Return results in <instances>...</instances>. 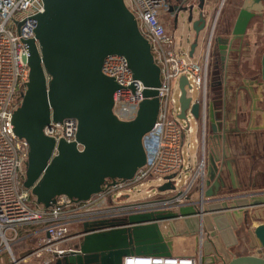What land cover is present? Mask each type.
Segmentation results:
<instances>
[{
  "label": "water",
  "instance_id": "water-1",
  "mask_svg": "<svg viewBox=\"0 0 264 264\" xmlns=\"http://www.w3.org/2000/svg\"><path fill=\"white\" fill-rule=\"evenodd\" d=\"M177 1L170 13L175 27L180 14H185L193 27V56L199 34L207 24L206 3ZM43 4L44 11L35 16V39L26 41L29 81L14 113L13 125L15 133L29 143L24 186L38 203L50 206L61 195L74 201L88 200L103 190L108 179H131L145 164L143 137L154 126L160 110L157 88L161 85V71L125 0H43ZM256 17L260 18L264 37V0H246L232 28L233 38L244 37ZM229 42L222 36L212 40V55L214 46L221 54L212 59V64L220 72ZM112 54L124 56L134 78L145 85V98L133 120H120L112 110L119 85L102 70L105 58ZM261 64L264 103V52ZM187 83L182 76L179 117L186 118L191 108L199 119L202 103L187 96ZM206 102L213 140L208 143L204 196L197 203L181 205L177 211L156 210L118 220L85 222L80 242L56 264H122L123 258L131 254L170 256L169 250L157 246L165 234L161 224L167 222V227L175 230L180 220L190 233H205L206 254L201 256V264H264V191L236 195L238 188L230 161L226 163L231 188L222 179L220 120L215 115V105ZM66 118L78 121L74 141L56 140L44 133L51 121ZM169 188L170 183L159 187ZM224 192L229 195L222 196ZM253 220L259 221L255 227H251ZM240 226H244L249 248L254 252L236 255L231 251L240 243L236 233ZM196 239L199 241V237ZM207 246L213 247L214 254L207 252Z\"/></svg>",
  "mask_w": 264,
  "mask_h": 264
},
{
  "label": "built area",
  "instance_id": "built-area-1",
  "mask_svg": "<svg viewBox=\"0 0 264 264\" xmlns=\"http://www.w3.org/2000/svg\"><path fill=\"white\" fill-rule=\"evenodd\" d=\"M125 2L149 42L154 61L161 71V85L157 88L160 110L154 126L143 137L146 162L131 179L114 182L108 179L103 190L88 200L74 201L61 195L55 203L45 206L38 203L31 190L24 186L29 143L15 133L13 125L14 113L22 103L29 81L26 41L35 39V16L44 11V4L43 0H0V260L4 257L20 264L21 259L15 258L20 247L21 253L30 251L27 258L34 256L44 264H56L59 257L74 250L80 242L85 222L118 220L133 213L156 210L177 211L181 205L204 196L207 178L204 143L196 167L185 165L184 141L186 132L193 131L188 117L193 114L189 108L186 118H180L177 98L181 95L179 80L185 76L187 96L197 90L196 100L202 103L199 120L204 130L213 68L212 40L224 0L217 8L206 10L207 24L197 57L195 52L190 56L189 47L183 49L184 38L179 40L162 18L177 0ZM192 36L189 32L187 41L190 45ZM102 70L114 77L119 85L113 95L114 115L120 120H133L145 98V85L134 78L122 55H108ZM183 120L187 122L186 126L181 123ZM77 129V119L66 118L60 122L51 121L44 133L56 140L71 142L76 138ZM191 146L188 143V148ZM78 147L82 148L81 145ZM151 181L159 182L155 193L142 200H129L136 188ZM165 183H170L172 188L160 190ZM192 193H197L196 198ZM203 236L201 233L198 237L203 240ZM74 240L77 243L67 247ZM122 264H201V258L187 253L170 256L131 254L123 258Z\"/></svg>",
  "mask_w": 264,
  "mask_h": 264
},
{
  "label": "crops",
  "instance_id": "crops-1",
  "mask_svg": "<svg viewBox=\"0 0 264 264\" xmlns=\"http://www.w3.org/2000/svg\"><path fill=\"white\" fill-rule=\"evenodd\" d=\"M194 2L198 3L197 0H194ZM220 2L221 0H205L206 9L208 10L210 7L217 8L220 5ZM239 2V0H224L221 6L220 13L223 10V15L220 18L219 14V26L217 25L215 36H222L227 40H230V42L228 43L227 51H225V62L223 63L221 60L223 64L222 71L220 72L219 69L213 65L207 101L213 103L216 107H228V114L232 113L230 115L235 119L233 125V123H230L231 117L230 119H227L225 116L222 119L223 123L220 126L222 135H224L226 130L231 127L236 130L237 134H241L240 137H237L238 139L236 141H222L224 158L220 164L221 177L224 179L228 187L231 188V176L229 171H227L228 165L226 163L230 161L234 180L238 188L235 193L236 195H245L264 191V172L262 174L258 173V171H264V157L257 155V152L264 148V103L261 95L262 86H260V84L257 86V81L254 79V73L250 74L257 69L255 54L251 53V49H255L259 46L257 41L261 40V38L263 40V33L262 27H259V25L261 26V21L258 20V25L255 24L249 26L244 37L237 39L233 38L231 31L241 8V6H238ZM245 2L246 0H244V3ZM236 8H239L238 12L233 16L234 14L232 12ZM174 25L173 16V26L171 30L177 35L178 25L177 27ZM189 27L191 28L190 24ZM188 47L190 52L191 45L188 44ZM201 49L198 51V54H196L195 50L196 57L200 54ZM219 51L220 50L217 46H214L213 60L217 59ZM219 55L221 56V54ZM197 122L198 132L196 142L198 146L195 159L192 157L189 158V165L191 167H196L202 156V143L199 141V137L204 131L201 121L198 119ZM253 133L261 135L262 137H259L260 139L256 141V139L250 137ZM191 147H193V145ZM262 155H264V153ZM205 189H207L206 185ZM224 195L229 194L224 192L222 196ZM252 211L253 208H250L249 213ZM258 224L259 221L253 220L251 227H255ZM178 225H181L182 231H188L183 223ZM162 231L164 233L174 232V230L168 227H165ZM236 233L237 236H239L238 231ZM194 240H196L195 236ZM207 249L209 254H214L213 250H209L210 247L207 246ZM236 250L237 252L234 253L236 255L255 251L249 248V240L244 238V236L241 238L239 245L236 246ZM209 261L210 258L207 257V262Z\"/></svg>",
  "mask_w": 264,
  "mask_h": 264
},
{
  "label": "rangeland",
  "instance_id": "rangeland-1",
  "mask_svg": "<svg viewBox=\"0 0 264 264\" xmlns=\"http://www.w3.org/2000/svg\"><path fill=\"white\" fill-rule=\"evenodd\" d=\"M239 5L238 6H243L244 4V0H239ZM225 9V8H224ZM239 9V8H238ZM238 9L236 8L232 13L234 14L233 16H235L238 12ZM223 15V10L220 13V18ZM220 22V21H219ZM253 23V21L251 22ZM258 22H254L253 24H250V26L253 25H258ZM219 26V24H218ZM259 27H261L259 25ZM219 30V28H218ZM229 30V29H228ZM189 31H191L192 33V43L195 40L196 37V33L193 29V27L191 26V28L189 27V23L186 19L185 14H180L179 16V22H178V28H177V38L180 40L182 37L184 38V45H183V49L187 50L188 47V33ZM218 32V31H217ZM178 40V41H179ZM203 43V32H200L199 34V38H198V45L196 47V54H198V51L201 49ZM257 44L259 45L258 49V54L256 55V62L260 59V54L261 52H264V44L262 40H258ZM256 72V69L254 71H252L250 74H253ZM197 90H195L193 93H190L189 96L194 97V99L197 98ZM178 102H179V98ZM190 119V125L192 127V132H186V139H185V145H184V153H185V165L189 164V158L192 157L195 159L196 157V152H197V142H196V138H197V132H198V122L197 119L193 116V115H189L188 116ZM181 123L183 125H187V122L185 120L181 121ZM191 142L193 147L188 148V143ZM193 160V159H192ZM159 185L158 181H151L149 183H147L146 185H143L141 187H138L135 189V191L131 194V197L129 200H142L144 198H146L150 193H155V191L157 190V187ZM197 193H192V197L196 198ZM182 224V221L177 222V224ZM165 227V226H164ZM238 239L241 240V238L244 236V238H247V233L246 230L244 228V226H240L238 228ZM236 231V232H237ZM203 233V240L199 239V241L196 239L194 240V236L195 238H197L199 236V233L197 234H191L189 231L184 232L181 230V225H178L176 230H174V232H166L165 234H163L164 238L160 239L157 242V246L165 249L166 251L169 250L171 253H175V254H180V253H187V254H195L198 258H201L202 254L205 257V252H206V236L205 233ZM77 243L74 240L73 242H70V244L67 245V247L69 246H73V244ZM203 247V249H202ZM21 248L19 247V250L17 249V254H15V258L21 259L20 264H44L42 262V260L40 258L31 256L30 258H27V256L30 254V251H26L24 253H21ZM157 250V249H156ZM209 250H213V247L211 246ZM232 252H237L236 247H233ZM26 257V258H25ZM25 258V259H24ZM204 259V258H203ZM0 264H16L15 262L11 261H7L6 258H2L0 260Z\"/></svg>",
  "mask_w": 264,
  "mask_h": 264
},
{
  "label": "flooded vegetation",
  "instance_id": "flooded-vegetation-1",
  "mask_svg": "<svg viewBox=\"0 0 264 264\" xmlns=\"http://www.w3.org/2000/svg\"><path fill=\"white\" fill-rule=\"evenodd\" d=\"M162 18H163V20H164L167 28L171 30L172 29V26H173V16L171 15V13L169 12V13L164 14ZM258 20H260V18L256 17L255 20H253V22H255V21L258 22ZM261 40H262V38H261ZM262 41H263V44H264V37H263V40ZM258 47L255 48V49L254 48L251 49V53H254L255 54V59H256V55L258 54V49H260ZM262 54H263V52H261L260 59L256 62L257 63V69H256V72L254 73V79L257 81V86L259 84L260 85L262 84V79H261V75H262L261 74V69H262V64H261ZM214 109H215V112L217 113L215 115L220 120V126L222 125V123H223V120L222 119L225 116H226L227 119H230V117H231V122L230 123H233V125H234L235 119H234V117L232 115H230L232 113L228 114V110H229L228 107L223 108V106H217V107L214 106ZM203 131H204L203 134H200L199 141H201V143L202 142L204 143V152H205V155L207 157V144L210 143V141L213 140L212 139L213 131H212L211 126H210L209 118L206 119V124H205V128H204ZM251 135L252 136H250V137L252 139H256V141L260 139L259 137H262L261 135H256L254 133L251 134ZM240 136H241V134L240 135L237 134L236 133V130L233 127H231V128H229V129L226 130L225 134L222 135V138L220 140L221 141H223V140L224 141H236L238 139L237 137H240ZM261 152L264 153V148L261 149V150H259L257 152V155L258 156L260 155V156L264 157V155H262L263 153H261ZM227 171H229V170L227 169ZM263 172H264L263 170L258 171L259 174H262ZM229 173H230V171H229ZM256 183H257V181H256Z\"/></svg>",
  "mask_w": 264,
  "mask_h": 264
},
{
  "label": "bare ground",
  "instance_id": "bare-ground-1",
  "mask_svg": "<svg viewBox=\"0 0 264 264\" xmlns=\"http://www.w3.org/2000/svg\"><path fill=\"white\" fill-rule=\"evenodd\" d=\"M199 197H200V196H199ZM199 197H198V198H199ZM198 198L192 200V202H193V203H197V202L200 200V199H198ZM197 199H198V200H197ZM192 202H191V203H192ZM166 223H167V222H163V223L161 224L163 229H164L165 227H167V224H166ZM182 223H183V222H182ZM177 225H178V224H177ZM164 226H165V227H164ZM199 235H200V233H199Z\"/></svg>",
  "mask_w": 264,
  "mask_h": 264
}]
</instances>
